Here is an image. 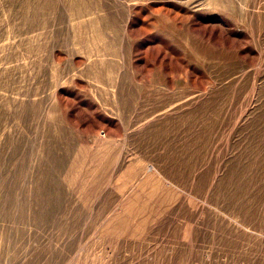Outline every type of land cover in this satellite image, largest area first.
<instances>
[{
    "label": "rangeland",
    "instance_id": "obj_1",
    "mask_svg": "<svg viewBox=\"0 0 264 264\" xmlns=\"http://www.w3.org/2000/svg\"><path fill=\"white\" fill-rule=\"evenodd\" d=\"M0 264H264V0H0Z\"/></svg>",
    "mask_w": 264,
    "mask_h": 264
},
{
    "label": "bare ground",
    "instance_id": "obj_2",
    "mask_svg": "<svg viewBox=\"0 0 264 264\" xmlns=\"http://www.w3.org/2000/svg\"><path fill=\"white\" fill-rule=\"evenodd\" d=\"M230 172H232V171H230ZM261 178V177H260ZM248 211L250 212V213H253L254 211H255V215L257 214V211H256V209L253 207V206H248Z\"/></svg>",
    "mask_w": 264,
    "mask_h": 264
}]
</instances>
